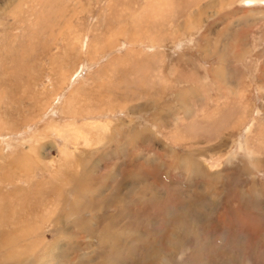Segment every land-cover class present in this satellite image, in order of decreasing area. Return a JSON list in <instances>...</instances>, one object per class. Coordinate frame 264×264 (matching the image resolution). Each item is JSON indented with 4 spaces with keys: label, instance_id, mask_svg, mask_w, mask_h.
Here are the masks:
<instances>
[{
    "label": "rangeland",
    "instance_id": "rangeland-1",
    "mask_svg": "<svg viewBox=\"0 0 264 264\" xmlns=\"http://www.w3.org/2000/svg\"><path fill=\"white\" fill-rule=\"evenodd\" d=\"M0 264H264V5L0 0Z\"/></svg>",
    "mask_w": 264,
    "mask_h": 264
},
{
    "label": "bare ground",
    "instance_id": "bare-ground-1",
    "mask_svg": "<svg viewBox=\"0 0 264 264\" xmlns=\"http://www.w3.org/2000/svg\"><path fill=\"white\" fill-rule=\"evenodd\" d=\"M246 3L248 6H251L252 5H255L257 6V4H261V5H264V0H246ZM243 4V3H242ZM245 7V6H244ZM33 261V260H32Z\"/></svg>",
    "mask_w": 264,
    "mask_h": 264
}]
</instances>
